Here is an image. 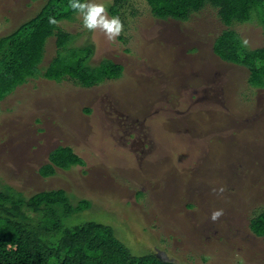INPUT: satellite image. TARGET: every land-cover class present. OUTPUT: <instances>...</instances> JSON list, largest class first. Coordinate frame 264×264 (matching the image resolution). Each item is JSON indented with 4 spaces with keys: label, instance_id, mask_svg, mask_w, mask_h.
Wrapping results in <instances>:
<instances>
[{
    "label": "rangeland",
    "instance_id": "374dc122",
    "mask_svg": "<svg viewBox=\"0 0 264 264\" xmlns=\"http://www.w3.org/2000/svg\"><path fill=\"white\" fill-rule=\"evenodd\" d=\"M46 2L0 0V38ZM85 3L103 4L121 33L110 40L86 29L80 14L57 26L76 35L72 46L93 48L92 66L110 60L122 71L87 88L31 79L1 100L0 185L26 198L56 189L73 204L87 198L95 208L66 224H104L134 256L264 264V239L249 229L264 211V88L212 51L223 30L247 52L261 49L262 26L252 18L226 27L208 6L182 22L155 18L145 0H126L114 16V0ZM55 49L52 36L40 68ZM58 147L71 148L82 166L43 178L38 170Z\"/></svg>",
    "mask_w": 264,
    "mask_h": 264
},
{
    "label": "trees",
    "instance_id": "16d2710c",
    "mask_svg": "<svg viewBox=\"0 0 264 264\" xmlns=\"http://www.w3.org/2000/svg\"><path fill=\"white\" fill-rule=\"evenodd\" d=\"M125 1L114 0L107 7L108 13L116 15ZM145 2L158 19L185 22L193 13L208 6L216 11L226 27L232 22L246 23L255 18L264 30V0ZM69 3L70 0H47L32 19L0 38V101L31 79L42 78L55 83L69 79L87 88L104 79H114L122 71L121 65L110 60L92 66L90 60L94 51L87 42L72 46L76 35L57 26L62 21L73 22L79 14ZM52 36L55 55L42 69L45 42ZM240 40L233 31L223 30L214 39L212 51L222 61L246 68L249 84L263 89L264 44L261 49L247 52ZM47 161L38 170L43 178L54 176L55 169L67 171L82 166L80 158L69 147L53 150ZM94 208L87 198L77 199L73 204L64 189L41 191L26 198L17 190L0 185V264H175L163 262L150 253L132 255L104 224L93 221L76 226L66 224L73 215ZM69 224L73 223L69 221ZM249 229L256 237L264 239V211L250 221Z\"/></svg>",
    "mask_w": 264,
    "mask_h": 264
},
{
    "label": "clouds",
    "instance_id": "9594fccd",
    "mask_svg": "<svg viewBox=\"0 0 264 264\" xmlns=\"http://www.w3.org/2000/svg\"><path fill=\"white\" fill-rule=\"evenodd\" d=\"M69 7L83 16V26L86 29L99 28L107 34L110 40L121 33L123 25L120 19L118 17L108 19L106 15H103L105 13L103 4L81 3L80 0H70ZM52 22L55 23L54 20ZM222 214V210L216 211L212 214V219L216 220Z\"/></svg>",
    "mask_w": 264,
    "mask_h": 264
}]
</instances>
